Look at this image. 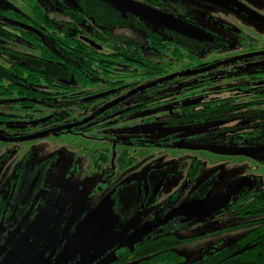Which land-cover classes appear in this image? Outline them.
Returning a JSON list of instances; mask_svg holds the SVG:
<instances>
[{"label":"flooded vegetation","instance_id":"af4514ba","mask_svg":"<svg viewBox=\"0 0 264 264\" xmlns=\"http://www.w3.org/2000/svg\"><path fill=\"white\" fill-rule=\"evenodd\" d=\"M136 1L171 16L192 30L191 33L184 34L143 20L134 14L123 13L109 5L117 14L108 16L107 20L111 24L104 23V27L111 28L107 26L112 25V18L117 15L120 22L114 23H118V26L126 24L129 18L131 22L133 19L137 20L138 23L132 24L145 33L144 41L116 33L117 37L139 43L144 53L154 51L158 64L155 71L157 80L165 82L170 78L167 85L156 90L160 95H170V103L159 104L160 110L168 113L166 121L172 123L189 115H210L215 111L225 112L219 115L221 120L215 123L240 126L242 123L247 124V116L252 120L259 111H264V0H232L241 7L234 6L227 0ZM242 7L256 16L248 14ZM23 19L0 11V29L13 27L11 30L16 32L20 27L42 35ZM8 42L10 44L11 41ZM152 42H156V49L150 46ZM97 48L101 49L98 45ZM13 52L2 55L0 50V63L8 61L11 65H21L24 61L18 60L15 49ZM184 67L186 69H182ZM187 102L197 103L184 105ZM140 105L142 103L127 104L119 110L145 111L137 109ZM15 107L0 103V109H18ZM236 116L240 118L235 119ZM124 121L129 123L131 120L127 117ZM142 121L134 120L139 126ZM98 127L97 124L91 127L94 130V150L88 156L86 169L90 175H99L110 181L109 185L95 184L101 188L94 189L95 192L99 190L94 201L105 199V204L111 205V213L116 218L115 234L105 241L103 236L97 239L94 237L99 245L84 253L82 248L87 244L88 237L76 230L83 219L69 217L70 207L66 206L67 193L61 187V179L50 171L49 160L44 158L43 164L38 165L33 153L27 150L23 160L11 169V173H7L11 175L9 182H0V264H77L111 245L91 264H172L161 260V249L178 252V245L190 242L189 239L192 238L180 237L176 231L184 230L191 222L203 219L198 214L188 216L182 213L194 201L208 200L200 198L202 193L199 188L194 187L183 205L171 209L160 200V194L166 189L169 180L173 179L164 171L169 166L150 169L145 181L126 182L131 171L138 172L142 169L138 158L144 152L139 154L138 147L150 148L156 144L177 147L176 135L162 139L141 130L144 133L137 136L133 133V130H137L134 128L117 136ZM26 129L31 131V125L25 123V119H0V142L8 144L28 138L30 140L32 136L22 135V131ZM130 145L135 147L133 151H130ZM193 180L190 175L185 188L176 189L171 197H182L194 183ZM246 184L232 195L225 206L211 215L224 210L234 211L237 216H241L228 207L242 189L252 186L250 182ZM228 191L226 189L222 195ZM151 207L158 210L157 214L148 215L145 229L137 231L135 225L145 223L144 211ZM249 216L252 215L241 217ZM43 224L44 229L41 230ZM177 238L186 241H179ZM210 250H204L203 254ZM184 261L185 256L180 263Z\"/></svg>","mask_w":264,"mask_h":264},{"label":"trees","instance_id":"16d2710c","mask_svg":"<svg viewBox=\"0 0 264 264\" xmlns=\"http://www.w3.org/2000/svg\"><path fill=\"white\" fill-rule=\"evenodd\" d=\"M0 11L24 18L42 34L20 27L16 32L13 27L0 29L2 55L14 53L15 49L18 60L24 61L18 66L8 61L0 63V103L18 108L12 115L0 111V119H25L31 131L22 132L31 139L48 134L93 135L91 127L96 124L100 130L117 136L134 128L137 135L143 131L150 135L159 131L162 139L176 135L177 147L185 143L181 135L188 127H204L210 135L224 133L244 139L264 136V111L252 120L247 116V124L240 126L215 123L225 113L215 111L210 115H189L175 124L166 121L168 113L160 110L159 104L170 103V95H160L156 90L167 85L170 78L165 82L157 80L154 51L144 53L139 43L117 38L110 29L89 21L83 9L66 2L51 10L44 0H0ZM86 24L94 26L88 28ZM150 46L156 49V42ZM136 103H142L137 109L145 111L119 110ZM127 117L129 123L124 121ZM134 120H143L142 125ZM228 208L241 216L264 214V189L245 187ZM251 224L254 227L234 245L208 251L196 264H264V222L258 219L245 223ZM161 250L162 261L176 264L184 260L177 251Z\"/></svg>","mask_w":264,"mask_h":264},{"label":"rangeland","instance_id":"374dc122","mask_svg":"<svg viewBox=\"0 0 264 264\" xmlns=\"http://www.w3.org/2000/svg\"><path fill=\"white\" fill-rule=\"evenodd\" d=\"M44 2L51 10H54L58 4L63 2L83 9L87 12L89 21L94 23L96 21L99 27L106 26L104 23L111 24L107 20L108 16L113 13L117 14L109 5L100 0H44ZM115 18H112V25L107 26L111 28L104 29H110L116 37V33H118L126 38L138 41L145 40L143 38L145 33L140 32L136 25L132 24V22L138 23L137 20L133 19L131 22V18H129L126 24L118 26V23L115 24L114 22H120V17L117 15ZM86 25L88 28L94 26ZM0 111L13 113L14 108H1ZM176 117L177 115L174 116L175 119ZM177 121L180 120L176 119L172 123L175 124ZM188 128L184 130L185 134L181 135L183 138L185 137L186 145H206L226 150L264 147V136L244 139L224 133L210 135V130L208 131L204 127L200 129ZM178 129L180 128L178 127ZM158 132H154L156 134L153 136L159 138ZM138 133L136 132V134ZM137 136H140V134ZM92 137V135L71 133L60 136L48 134L30 140L28 138L17 143L3 144V142H0V182H9L10 174L7 173H11V169L23 160L27 150L33 153L34 161L36 160L38 165L43 164L44 158L49 160L50 171L54 176L61 179V187L66 190V206L70 207L69 217L76 216L74 217L75 220L78 217L83 219L76 226V230L80 231L83 236L88 237L87 244L82 248L84 253L88 249L99 245L96 241L97 238L103 236L104 241L110 240L116 232L114 229L116 218L111 213V205L105 204V199L94 201L99 192V190L95 192L98 188L95 184L108 183L109 185L110 181L104 180L99 175H90L86 169L88 156L94 150ZM130 146V151H133L135 147ZM138 148L139 154L144 152L138 158V164H141L142 169L138 172L131 171L128 180L126 178L127 181H125H145L150 169L157 166H169L164 171L173 179L169 180L166 189L160 194V200L168 204L171 209L183 205L195 188L201 190V199L220 196L226 189L232 188L241 181L250 182L254 188L264 189V154L229 156L203 150H187L157 144L150 148L146 146L143 149ZM190 175L194 178L193 186L191 185L182 197L172 198L173 191L185 188ZM54 181L58 182L59 180ZM157 212L158 210L153 207L146 209L144 211L146 217L143 220L145 223L136 224L137 231H143L148 224L147 216L152 213L157 214ZM258 219L264 222V214L241 217L237 216L234 211L224 212L223 210L207 218L191 222L184 230H177L176 234L178 236L193 238L190 242L176 247L178 252L185 256V261L180 264H196L202 258L204 250L231 246L254 227L253 224L245 225V223ZM44 224L41 230L44 229Z\"/></svg>","mask_w":264,"mask_h":264},{"label":"water","instance_id":"95a60500","mask_svg":"<svg viewBox=\"0 0 264 264\" xmlns=\"http://www.w3.org/2000/svg\"><path fill=\"white\" fill-rule=\"evenodd\" d=\"M100 1L118 9L119 11L123 13L128 12V13L134 14L135 16L143 20L160 24L164 27L177 30L181 33L187 34V33L192 32V30L188 29L187 25H184L183 23H179L178 21L173 19L171 16L164 14L156 9H153L152 7L147 6L143 3H140L136 0H100ZM227 1H229L234 6L241 7L235 1H232V0H227ZM243 10L247 11L246 9H243ZM247 12L248 14L256 16L251 11L250 12L247 11ZM197 102H187L184 105H189V104H193ZM180 148H184L187 150H203V151H208L214 154L229 155V156H252V155H258V154H264V147L226 150V149L206 146V145H186L184 144V145H181ZM246 183H247L246 181L239 182L238 184L234 185L231 189H229V191L225 193L224 195L216 196V197L210 198L205 201H194L189 206L185 207L182 213L188 216L194 213V214H198L201 218H206L207 216L211 215L215 211L219 210L221 207L225 206L231 199L232 195L240 191L241 188L247 185ZM110 247H112V245L104 248L102 251L90 257L83 259L77 264H91L98 257L103 255Z\"/></svg>","mask_w":264,"mask_h":264}]
</instances>
